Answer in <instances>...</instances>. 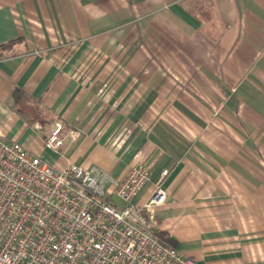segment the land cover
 <instances>
[{"label": "crops", "instance_id": "crops-1", "mask_svg": "<svg viewBox=\"0 0 264 264\" xmlns=\"http://www.w3.org/2000/svg\"><path fill=\"white\" fill-rule=\"evenodd\" d=\"M10 43L1 139L118 180L146 163L138 203L169 169L151 234L199 264H264V0H0Z\"/></svg>", "mask_w": 264, "mask_h": 264}, {"label": "built area", "instance_id": "built-area-1", "mask_svg": "<svg viewBox=\"0 0 264 264\" xmlns=\"http://www.w3.org/2000/svg\"><path fill=\"white\" fill-rule=\"evenodd\" d=\"M65 138L56 121L44 146L58 152ZM168 173L163 169L149 199L138 203L152 180L146 163L132 165L123 180L72 162L58 170L0 138V264H199L150 232L168 198Z\"/></svg>", "mask_w": 264, "mask_h": 264}, {"label": "trees", "instance_id": "trees-1", "mask_svg": "<svg viewBox=\"0 0 264 264\" xmlns=\"http://www.w3.org/2000/svg\"><path fill=\"white\" fill-rule=\"evenodd\" d=\"M12 43H10L9 45H1L0 46V56L2 55L3 51L10 46ZM16 92H19L18 90Z\"/></svg>", "mask_w": 264, "mask_h": 264}]
</instances>
